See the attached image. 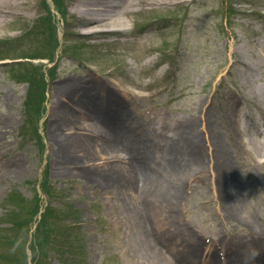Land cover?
I'll return each mask as SVG.
<instances>
[{"label": "rangeland", "instance_id": "1", "mask_svg": "<svg viewBox=\"0 0 264 264\" xmlns=\"http://www.w3.org/2000/svg\"><path fill=\"white\" fill-rule=\"evenodd\" d=\"M47 1L59 28L58 56L63 50L52 74L47 66L39 74L41 68L29 67L27 59L0 60V264H145L122 197L99 177L122 171L130 155L113 157L102 150V140L96 143L90 132L62 123L66 112L72 120L85 116V124L91 122L92 112L73 96H52L55 85L72 77L111 90L133 133L153 139L156 156L155 146L170 148L180 138L171 131L180 129L177 122H194L200 135L194 143L206 155L207 171L201 168L186 180L180 212L155 211L153 225L158 233L165 223L172 229L189 224V240L196 241V234L204 243L199 264H246L223 255L220 243L230 238L240 252L251 250L247 264H264V248L252 247L264 227V162L259 156V164L254 161V146L245 147L231 127L237 119L245 133L264 142V62L254 67L264 54V0H193L149 9L125 17L124 26H102L110 33L91 36L74 34L73 26L82 29L76 19L73 24L70 13L62 18L58 0ZM72 1L65 0L69 11ZM29 3L31 12L13 22L16 30L0 31L8 35L0 42V58L51 53L52 16L41 0ZM237 105L239 110H231ZM206 109L231 142L230 158L244 182L242 220L228 214L219 192ZM218 230L223 237L215 240ZM167 240L173 251L182 248L180 237ZM217 241L216 252L208 253Z\"/></svg>", "mask_w": 264, "mask_h": 264}, {"label": "bare ground", "instance_id": "2", "mask_svg": "<svg viewBox=\"0 0 264 264\" xmlns=\"http://www.w3.org/2000/svg\"><path fill=\"white\" fill-rule=\"evenodd\" d=\"M191 1L193 0H73L71 3L72 10L69 11V3L65 2V0H58L62 18L65 15L69 17L70 13L74 17L72 23L74 24L76 19L77 26L82 28H74L75 26H73L74 34L87 36L111 32V30H104V27H102L104 25L119 24L124 26L127 22L125 17H130L149 9L171 7V5L189 6ZM29 2L30 0H0V31L7 33L8 31L16 30L17 27L13 22L16 19L23 18V15L26 12H31L33 8ZM41 4L53 19L52 49L48 56H46V53L31 50L33 52L30 53L27 60L31 61L28 65L41 68L39 74L47 66L51 75L50 69L52 68L53 70L54 68L55 70L60 57L63 56V50L58 56L59 52L56 53V50L59 43V28L57 23L54 22L55 17L50 11V3L47 0H41ZM58 20L59 17H57ZM7 36L5 34L0 36V42L1 40H6ZM34 59L40 60L35 61ZM53 62H55L53 67L49 66ZM262 62H264V54L255 62L254 67ZM52 79L51 77V81ZM54 94L73 96L78 103L92 112L91 115L89 114L91 122L88 124H85L83 120V118L86 119L85 116L83 118L77 116V120H72L66 112L62 121L63 124L65 121H69L72 124L69 125V128L78 127L90 132L95 137L94 141L96 143L102 140L99 141L101 142L102 150L113 157H118L123 152L130 155L131 164L124 167L122 171L110 169L108 172L99 174V177L103 182L102 184L112 187L122 197L123 207L130 215L134 231H136V236H134L135 246L139 250L143 262L145 264H199L200 260H198L197 252L204 247V243L196 234L194 235L196 241L193 239L189 240V236H186L187 233L189 235L192 233L188 229L191 228L189 224L181 222L178 223V226L176 225L178 228L172 229L173 225L167 226V223H165L162 231L158 229L157 233V228L152 222V215L155 211L163 212L168 208L171 213H179L182 209L179 204H181L180 199L184 194L183 186L186 180L190 182L192 178H188L190 176L194 177L198 170L199 172L201 171V168L207 171L206 167H204L207 160L206 155L195 144L196 137H200V135L196 133L197 127L194 122L190 119L177 122L180 129L171 128V131L180 135V138L176 139L174 146L172 144L170 148L155 146L159 152V156H156L153 149V139L146 136V132L137 134V130L134 128L136 133H133L131 125H128L129 121L124 119L127 114L123 110V103L121 100L114 98L115 94L111 90H107L98 83L85 80L84 78L72 77L61 80L59 85H55L52 96ZM106 98H109V101ZM239 106L237 105L231 110L236 108L239 110ZM201 108L204 110V105ZM212 114V111L210 112L206 109L207 123L204 124V128L210 134V140L212 145H214L216 164L213 167L215 168L216 166L217 168L218 166L217 169L220 173V178L218 179L219 192L226 201L225 205L228 214L242 220L246 210L243 198L244 182L240 178V173H238L235 163L230 158L228 146H231V142L218 131L217 126L212 121ZM232 116L234 115L232 114ZM231 127L234 128V137L238 135L245 147L250 144L254 146V150L258 153L254 161L259 164V156L264 162V148H261L264 142H257L254 136L251 137V134L245 133L246 128L244 126L241 127L237 119L232 122ZM96 136H100V138L97 139ZM246 136H249L248 139H246ZM64 138L67 140L66 142L72 143L67 137ZM144 138L146 139L144 140ZM142 150L145 153L143 155L144 158H139ZM186 153H188V157L186 156L185 158L186 160L188 159L187 161L182 158ZM75 158L79 160L80 155H75ZM75 163L78 164L79 161ZM209 165V170H211L212 165ZM248 220L251 224L260 225L256 219L248 218ZM168 230L177 232V236L181 238L182 248H179L176 252L163 241V239L168 241L167 238L169 236L179 238L175 237V233H168ZM166 232L169 234L168 237L164 236ZM259 233L260 236L255 237L252 247H259L263 252L264 227H261ZM214 235L215 240L223 237L222 232L219 230ZM237 244L238 242L235 238L222 241L220 245L226 251L223 255L228 257L232 263L238 262L239 259L243 262L246 260V256L249 260L252 256L251 250L240 252L237 249ZM249 244L251 245V243ZM210 245L208 253L216 252L215 246L218 245V241ZM201 263L204 262L201 261Z\"/></svg>", "mask_w": 264, "mask_h": 264}, {"label": "clouds", "instance_id": "3", "mask_svg": "<svg viewBox=\"0 0 264 264\" xmlns=\"http://www.w3.org/2000/svg\"><path fill=\"white\" fill-rule=\"evenodd\" d=\"M255 254H256V255H258L259 253H258V252H256ZM245 259H246V264H247L248 257L246 256V258H245Z\"/></svg>", "mask_w": 264, "mask_h": 264}, {"label": "trees", "instance_id": "4", "mask_svg": "<svg viewBox=\"0 0 264 264\" xmlns=\"http://www.w3.org/2000/svg\"><path fill=\"white\" fill-rule=\"evenodd\" d=\"M29 67H32L31 65H29Z\"/></svg>", "mask_w": 264, "mask_h": 264}]
</instances>
